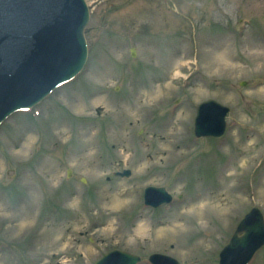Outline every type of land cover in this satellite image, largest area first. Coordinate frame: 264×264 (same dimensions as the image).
Returning a JSON list of instances; mask_svg holds the SVG:
<instances>
[{
	"label": "rangeland",
	"instance_id": "obj_1",
	"mask_svg": "<svg viewBox=\"0 0 264 264\" xmlns=\"http://www.w3.org/2000/svg\"><path fill=\"white\" fill-rule=\"evenodd\" d=\"M85 1L82 71L0 124V264H218L243 215L264 217V0ZM210 99L225 133L196 138ZM148 185L173 200L145 206Z\"/></svg>",
	"mask_w": 264,
	"mask_h": 264
},
{
	"label": "water",
	"instance_id": "obj_2",
	"mask_svg": "<svg viewBox=\"0 0 264 264\" xmlns=\"http://www.w3.org/2000/svg\"><path fill=\"white\" fill-rule=\"evenodd\" d=\"M88 21L85 0H0V122L37 104L81 71L87 58L84 33ZM228 111L213 99L201 102L194 118L195 136H221ZM70 173L68 170L67 176ZM117 173L128 176L130 170ZM143 199L146 205L157 207L170 202L172 196L162 186L149 185ZM263 244L264 217L253 206L220 250L218 264H248ZM148 259L153 264H180L162 253H152ZM139 261L138 255L115 249L94 264Z\"/></svg>",
	"mask_w": 264,
	"mask_h": 264
}]
</instances>
